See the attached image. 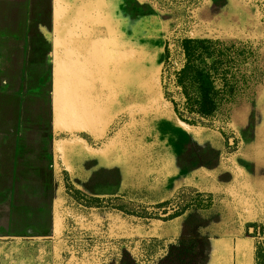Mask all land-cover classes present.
<instances>
[{
	"label": "rangeland",
	"instance_id": "obj_1",
	"mask_svg": "<svg viewBox=\"0 0 264 264\" xmlns=\"http://www.w3.org/2000/svg\"><path fill=\"white\" fill-rule=\"evenodd\" d=\"M193 11L162 102L173 12L147 0H0V264H110L108 235L139 232L120 214L77 210L65 188L170 192L178 174L202 176L210 150L213 165L221 156L239 166L229 183L264 186V0H203ZM85 59L105 77L94 99L66 77ZM145 98L152 112L133 107ZM202 215L191 217L197 233ZM178 226L188 228L151 232ZM81 227L101 242L89 252Z\"/></svg>",
	"mask_w": 264,
	"mask_h": 264
},
{
	"label": "crops",
	"instance_id": "obj_2",
	"mask_svg": "<svg viewBox=\"0 0 264 264\" xmlns=\"http://www.w3.org/2000/svg\"><path fill=\"white\" fill-rule=\"evenodd\" d=\"M76 62L78 63V60ZM93 63V60L85 59V64L80 68L79 63L69 64L70 67L67 68V78L70 76L69 78L72 79V76H75L78 84L81 82L84 84L85 99L96 98L92 89L94 85L99 87V84L105 79ZM162 70L163 66L161 72ZM160 87V100L165 102L167 100L162 89V76H160ZM136 98L138 99V96ZM153 106L154 102L148 101L147 98L143 102L133 105V107L140 108L139 110L143 113H149V109L152 112ZM124 114L115 119L113 124L108 127V131L114 134L120 129L126 120L123 118ZM83 140L90 147L99 145V141L94 138H92L93 143L85 138ZM204 163L202 176L197 179L191 177L196 174L195 172L191 176H184L183 173H180L170 179L166 183L171 189L170 192L168 188L161 187V189L158 186L154 191L158 190L159 194H154L153 189H148L146 192L139 193L138 197L128 194V192L94 195L81 189L78 190L92 197H118L129 202L157 206L172 200L181 187L194 188L201 198L192 201L181 214L167 219L139 216L111 206L99 207L82 204L71 197L66 188L65 192L72 204L81 212L108 211L117 213L129 223L131 222L130 224L139 226L138 233L130 231L123 235H108L106 243H108L107 253L110 264H122V260L123 264H131L132 259H137L138 264H165V260L168 259L170 260L169 264H196L197 259L200 264H264V186L250 183L252 189L249 190L247 187L249 183H240L239 179L229 183L228 177L231 174L229 167L239 170V166L235 163H231L229 166L227 158L221 156L219 163L216 161L213 165L211 150ZM192 167L193 165L189 163V167L187 166L186 169L189 171ZM188 171L187 173H189ZM65 181L68 182L69 178L65 177ZM262 184L264 185V180ZM163 187L165 186L163 185ZM162 192L166 193V197H159ZM197 211L203 213V224L205 225L204 228L201 227L202 232L200 230L199 233L196 229L197 222L195 223L191 218L193 214H197ZM71 221L73 222V220ZM169 221L186 223L188 228L183 233L182 227L179 229L178 226L177 230L168 235L151 232L152 223L161 225L163 230L165 222ZM77 230L91 233L89 239L92 241V245L86 251L89 252L94 249L96 244L101 243L97 240L93 230L82 227ZM222 245L226 248H223Z\"/></svg>",
	"mask_w": 264,
	"mask_h": 264
},
{
	"label": "trees",
	"instance_id": "obj_3",
	"mask_svg": "<svg viewBox=\"0 0 264 264\" xmlns=\"http://www.w3.org/2000/svg\"><path fill=\"white\" fill-rule=\"evenodd\" d=\"M155 5L158 9L171 11L177 18V28L170 36L169 43L171 45L170 57L164 65L163 73H165L166 81H164V97L169 99L171 93L167 90L170 80L171 72L174 66L180 63L184 56L183 39L193 28L195 18L193 10L201 5L203 0H147ZM71 197L75 198L79 203L94 205L99 207H114L124 212L145 216V217H162L164 219L171 218L181 214L186 210L192 201L199 200L201 196L196 193L192 187H181L175 193L172 200L163 204L152 206L142 205L135 202H129L125 199L112 197V198H97L86 195L84 193L75 191L74 188L69 189ZM77 235L82 237L79 244L87 250L92 245L89 235L86 232H79ZM88 235V236H87Z\"/></svg>",
	"mask_w": 264,
	"mask_h": 264
},
{
	"label": "water",
	"instance_id": "obj_4",
	"mask_svg": "<svg viewBox=\"0 0 264 264\" xmlns=\"http://www.w3.org/2000/svg\"><path fill=\"white\" fill-rule=\"evenodd\" d=\"M193 16H194V18H195V21H194V23H193V28H194V27H195V25H197V24H198V21L196 20V17H195L194 11H193Z\"/></svg>",
	"mask_w": 264,
	"mask_h": 264
}]
</instances>
